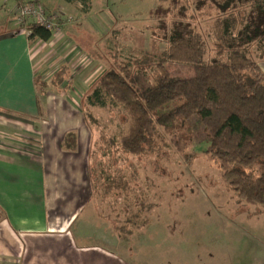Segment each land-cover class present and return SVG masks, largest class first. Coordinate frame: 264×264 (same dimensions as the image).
I'll list each match as a JSON object with an SVG mask.
<instances>
[{
    "label": "rangeland",
    "instance_id": "rangeland-1",
    "mask_svg": "<svg viewBox=\"0 0 264 264\" xmlns=\"http://www.w3.org/2000/svg\"><path fill=\"white\" fill-rule=\"evenodd\" d=\"M45 1L53 13L66 0ZM87 3L83 4L93 6L88 13L72 9L53 14L61 24L62 35L65 34L62 38L72 39L81 48L77 51L83 58L77 64L84 63V58L92 59L94 77L81 87L77 106L68 101L69 94H62L56 71L59 68L63 78L69 76L66 66L70 64L64 60L66 50H63L45 60L55 67L48 69L47 74L48 89L55 93L54 97L51 94L40 97L43 107L48 104L53 111L56 104L65 105L61 113L43 115L44 120L63 121V125L68 121L80 123L72 131L77 136L82 132L83 122L88 123L85 132L89 129L87 136L91 140L87 165L91 197L78 224H84L97 248L108 249L115 255L134 254L136 259L147 258L149 264H264V208L240 203L226 186L218 164L203 152L209 135L196 118L190 120L197 135L191 149L198 154L190 165L168 135L159 155L134 156L113 146L110 156L105 157L98 149L102 144L101 132L119 137L127 124L116 111L88 106L85 101L97 79L111 65L147 52L160 54L175 23H188L204 34L209 49L207 59L217 55L215 21L224 13L220 0H87ZM64 22L76 29L66 31L68 25H63ZM256 48L255 45L250 48L254 56L258 55ZM168 68L179 77L194 74L190 65L169 63ZM62 96L64 99L60 101ZM87 110L95 121L87 118ZM110 157L116 171L130 179L128 199L120 192L104 196L94 182L92 168Z\"/></svg>",
    "mask_w": 264,
    "mask_h": 264
},
{
    "label": "trees",
    "instance_id": "trees-1",
    "mask_svg": "<svg viewBox=\"0 0 264 264\" xmlns=\"http://www.w3.org/2000/svg\"><path fill=\"white\" fill-rule=\"evenodd\" d=\"M220 4L224 13L215 21L217 55L207 59L204 34L188 23H175L160 54L147 52L111 65L85 101L116 111L127 124L119 137L101 132L98 149L105 157L113 146L134 156L159 155L168 135L190 165L198 154L191 149L197 135L190 120L196 118L209 135L203 152L218 164L226 186L240 203L264 208V0ZM20 25L30 38L48 41L54 35L37 23ZM252 45L257 56L250 52ZM169 63L190 65L194 74L176 76ZM86 115L95 121L92 112ZM110 158L92 168L94 182L104 196L120 192L128 199L130 179L116 171Z\"/></svg>",
    "mask_w": 264,
    "mask_h": 264
},
{
    "label": "crops",
    "instance_id": "crops-1",
    "mask_svg": "<svg viewBox=\"0 0 264 264\" xmlns=\"http://www.w3.org/2000/svg\"><path fill=\"white\" fill-rule=\"evenodd\" d=\"M39 1L49 12L46 1ZM83 3L87 0H66L54 12H90L93 6ZM15 7L13 0H0V208L4 211L0 264H149L147 258L97 248L84 224H78L91 197L88 123L83 122L77 136L74 127L80 123L44 120L43 115L61 113L65 105L56 104L55 111L48 104L43 107L40 97L55 93L38 79L48 83V69L55 67L45 60L66 50L69 76L61 83V92L76 105L81 87L94 77V65L90 57L77 64L83 58L77 51L80 46L63 39L62 28L48 41L30 38L27 28L15 20ZM63 25H68V32L76 29ZM261 66L264 70V61ZM56 71L60 73L59 68Z\"/></svg>",
    "mask_w": 264,
    "mask_h": 264
},
{
    "label": "built area",
    "instance_id": "built-area-1",
    "mask_svg": "<svg viewBox=\"0 0 264 264\" xmlns=\"http://www.w3.org/2000/svg\"><path fill=\"white\" fill-rule=\"evenodd\" d=\"M16 2L14 11L15 20L19 24L28 22L37 23L40 26L54 32L60 33V22L55 14L48 12L39 0H13Z\"/></svg>",
    "mask_w": 264,
    "mask_h": 264
}]
</instances>
